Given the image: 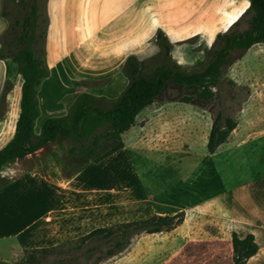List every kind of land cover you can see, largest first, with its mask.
<instances>
[{
    "label": "crops",
    "instance_id": "1",
    "mask_svg": "<svg viewBox=\"0 0 264 264\" xmlns=\"http://www.w3.org/2000/svg\"><path fill=\"white\" fill-rule=\"evenodd\" d=\"M246 5L247 0L243 5L238 0H43L47 74L36 92L38 114L33 131L39 130L46 116L64 113L63 98L74 90L76 80L97 82L86 89L92 94L117 95L127 81L121 68L125 57L133 55L148 62L160 51L157 33L166 38L169 47L178 44L190 54L203 51L214 34L230 26ZM210 22L220 26L210 31ZM172 59L179 65L191 63L183 54ZM256 94L264 96L263 91L251 90L247 97ZM150 104L135 117L150 113ZM212 116L209 114L202 132L205 142ZM181 119L180 123H187L185 117ZM14 120L8 133L2 134L0 128V145L11 135ZM169 122L176 125V113ZM250 143L256 150L246 152L248 161L238 160V166L230 167L238 158V149ZM68 146V138L58 135L0 166V239H7L13 255L23 248L52 245L110 224L103 214L113 209L112 200L98 208L97 199L98 179L106 181L113 175L102 163L106 156L66 173ZM204 157L221 171L219 179L225 172L233 179L227 185L224 180L220 183L216 199L202 198L193 208L216 218L228 250L226 264L231 261V231L239 237L251 233L257 245L244 264H264V124L235 119L226 141L214 151H206Z\"/></svg>",
    "mask_w": 264,
    "mask_h": 264
},
{
    "label": "rangeland",
    "instance_id": "2",
    "mask_svg": "<svg viewBox=\"0 0 264 264\" xmlns=\"http://www.w3.org/2000/svg\"><path fill=\"white\" fill-rule=\"evenodd\" d=\"M32 1L35 2L38 13L35 21L37 33L44 25L43 0H0V48L16 50L29 43L28 30L24 38L19 39V36L24 32L25 18L28 17L29 20L31 18ZM238 2L243 5L244 0ZM245 16L243 14L238 24L230 27L243 28ZM218 26L220 25L217 22H210L209 29L213 31ZM213 40L214 37L210 40L209 49ZM42 42V37L36 36L31 46L35 54L44 61ZM208 48L203 51L193 50L190 54L188 51L185 53L180 50L178 44H172V47H169V54L171 58L183 54L189 61L192 56L191 63L180 67L185 71H194L200 69L207 61ZM160 58L159 51L148 61L151 64L148 67L152 68ZM20 81L16 63L8 57L0 59L2 134L8 133L12 126L17 111ZM95 84L98 83L91 80H76L74 90L63 98L64 113L79 92L86 91ZM251 90L264 93V41L252 44L240 55L238 52L234 54L231 63L221 68L216 85L210 87L211 96L208 98L193 97L191 101H182L180 96L189 94L190 90L174 83H167L156 100L148 106L150 113L140 112L141 114L134 118L133 124L122 133L123 148L106 156L102 162L107 170L113 171L110 179L97 181L98 208L104 206L105 201L112 200L113 204V209L103 214L107 216L106 221H110L111 224L115 221L145 217L152 213L170 214L182 210L181 222L168 230L133 234L123 248L114 249L110 254L106 253V248L112 247L110 242L104 243L93 239L77 247L76 242L73 241L57 246L55 251L39 257L34 263L220 264L223 262L226 255L225 242L221 235L223 231L215 217L195 210L193 204L205 197L216 199L217 191L222 188L220 183L224 180L227 185L233 178L227 176L228 173L225 172V177L219 179L221 171H217L215 166L212 167L211 163L204 159L207 150L202 132L205 130L209 114L214 115L216 111L242 122L255 121L264 124V96L256 94L249 98L247 96ZM93 95V103L102 107L107 106L109 99L116 96ZM169 100L173 101L169 103L167 102ZM174 113H176V125L169 122V117ZM182 117L187 119L186 124L179 122L182 121ZM250 148L256 150L252 143L240 147L238 158L233 164L229 163L230 167L238 166V160L248 161L246 152ZM224 171H227V167ZM224 171L222 170L223 176ZM110 193L112 197H109ZM111 213L112 215L109 216ZM94 244L97 248L86 259L84 248L86 245ZM22 254L23 252L20 251L19 254L13 255L7 239H0V260L20 264Z\"/></svg>",
    "mask_w": 264,
    "mask_h": 264
},
{
    "label": "trees",
    "instance_id": "3",
    "mask_svg": "<svg viewBox=\"0 0 264 264\" xmlns=\"http://www.w3.org/2000/svg\"><path fill=\"white\" fill-rule=\"evenodd\" d=\"M36 4H30V20L25 18L22 39L27 34L28 44L16 50L0 48V59L10 58L16 63L20 74L17 113L13 131L9 138L0 145V166L8 159L19 157L43 147L48 141L61 135L68 138V157L65 160V172H71L87 162H98L105 156L122 148V133L133 124L135 115L140 109L149 105L163 91L167 83H174L190 90L189 94L181 95L180 100L191 101L193 97L208 98L211 96L210 87L216 85L222 67L233 60L236 52L239 55L254 43L264 41V0H247L243 11L231 22L237 25L240 17L245 14V26L241 29L227 27L218 31L207 49V61L200 69L185 71L169 54V43L160 33L156 40L160 47V61L149 68L150 62L137 59L133 55L125 57L122 72L127 78L121 91L109 99L105 107L93 103L94 95L79 92L61 115L46 116L37 132L33 131L34 119L38 114L36 91L42 78L47 74L45 62L35 54L31 42L36 36L43 37V29L36 33ZM151 67V66H150ZM235 119L223 115L220 111L212 116L208 129L205 148L212 152L222 142L226 141L229 131L234 127ZM183 219V211L170 214L152 213L145 217L117 221L111 224L98 225L76 237L48 246L23 248L20 264H35L39 257L55 251L57 246L64 243L76 242V246L90 240H101L111 243L106 253L123 248L129 238L136 233H153L168 230ZM230 263L244 264L252 255L257 245L251 233L239 237L234 231L230 232ZM96 245H86L84 251L87 259ZM220 264L228 262V250ZM0 264H17L0 260Z\"/></svg>",
    "mask_w": 264,
    "mask_h": 264
}]
</instances>
